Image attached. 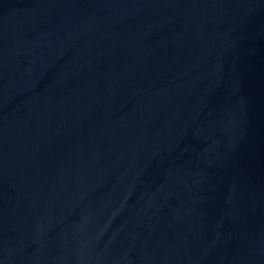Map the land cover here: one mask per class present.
Masks as SVG:
<instances>
[{"label":"water","instance_id":"water-1","mask_svg":"<svg viewBox=\"0 0 264 264\" xmlns=\"http://www.w3.org/2000/svg\"><path fill=\"white\" fill-rule=\"evenodd\" d=\"M0 264H264V0H0Z\"/></svg>","mask_w":264,"mask_h":264}]
</instances>
